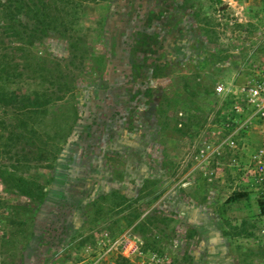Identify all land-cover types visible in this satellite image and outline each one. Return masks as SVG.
I'll use <instances>...</instances> for the list:
<instances>
[{
  "label": "rangeland",
  "instance_id": "374dc122",
  "mask_svg": "<svg viewBox=\"0 0 264 264\" xmlns=\"http://www.w3.org/2000/svg\"><path fill=\"white\" fill-rule=\"evenodd\" d=\"M262 51L264 0H0V264H264V142L212 91Z\"/></svg>",
  "mask_w": 264,
  "mask_h": 264
},
{
  "label": "built area",
  "instance_id": "2783aa9c",
  "mask_svg": "<svg viewBox=\"0 0 264 264\" xmlns=\"http://www.w3.org/2000/svg\"><path fill=\"white\" fill-rule=\"evenodd\" d=\"M240 70L243 71L240 83L234 82L231 88L217 83L212 88L227 105L226 113L221 111L220 114L225 134L222 143L230 149H237L239 145L243 147L239 137L247 131H255L264 142V51L253 59L248 56ZM106 248L132 260L140 252V242L136 238L122 236L109 241Z\"/></svg>",
  "mask_w": 264,
  "mask_h": 264
},
{
  "label": "trees",
  "instance_id": "16d2710c",
  "mask_svg": "<svg viewBox=\"0 0 264 264\" xmlns=\"http://www.w3.org/2000/svg\"><path fill=\"white\" fill-rule=\"evenodd\" d=\"M72 1H74L76 4L79 5L81 3L98 1V0H72ZM19 7L21 8V6ZM3 59L4 58H0V104L9 106L11 104L10 102L15 99V97L12 96L9 97L7 95V87H8L7 81H8V76L12 69H9L8 65H6L4 61H2ZM33 94L35 97H37V99H44V100H46L48 96H54L48 90H43L40 92L35 91ZM247 195L248 194L245 191H235L231 196L228 197V199L233 202H236L246 199ZM257 206L259 210V215L264 216V199L262 197L257 200Z\"/></svg>",
  "mask_w": 264,
  "mask_h": 264
}]
</instances>
